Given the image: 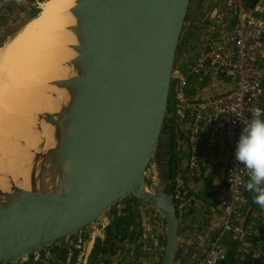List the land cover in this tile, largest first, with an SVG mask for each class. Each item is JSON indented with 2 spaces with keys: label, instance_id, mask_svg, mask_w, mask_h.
<instances>
[{
  "label": "water",
  "instance_id": "water-1",
  "mask_svg": "<svg viewBox=\"0 0 264 264\" xmlns=\"http://www.w3.org/2000/svg\"><path fill=\"white\" fill-rule=\"evenodd\" d=\"M225 2L217 0L201 17L180 58L190 0H75L74 25L68 27L74 57L64 64L68 75L53 81L64 92L58 110L36 115L37 142L17 143L26 146L21 163L11 167L10 149L0 148V175L10 186L0 189V264H25L72 244L129 198L142 206L145 228L151 218L163 225L159 264H175L172 136L173 129L188 134L189 126L182 131L175 114L192 102L181 100L186 87L181 91L179 80ZM42 122L52 128L49 140ZM24 165L26 188L11 176Z\"/></svg>",
  "mask_w": 264,
  "mask_h": 264
},
{
  "label": "crops",
  "instance_id": "crops-1",
  "mask_svg": "<svg viewBox=\"0 0 264 264\" xmlns=\"http://www.w3.org/2000/svg\"><path fill=\"white\" fill-rule=\"evenodd\" d=\"M42 1L44 0H0V41L6 32L15 33L13 32L15 29L12 30V27L20 24L25 18L33 17V9H37ZM216 1L190 0L191 10L187 13L185 25L186 29H188V34L184 36L182 51L191 34L200 23L201 17L207 15ZM211 25L204 28L198 38V53L195 52V54H200L205 46L225 40L224 36L212 29ZM227 80L214 70L206 69L199 76L188 77L187 87L183 91L185 96L183 95L181 100L199 101L223 94L233 86L232 82ZM262 106L264 108L263 100ZM176 121L182 131H186L190 124L188 119L180 120L176 117ZM173 131L175 130L173 129ZM231 138L232 134L230 133L223 135L214 147H208L205 143V136L202 138L199 147L200 166L194 176L186 174L189 158V147L186 143L181 147L178 158L175 156L179 169L175 171L174 178L171 179L175 183V177L182 174L186 193L177 199L178 202L176 203L179 249L175 264H192L196 258L202 256L208 239L217 232L221 225L222 214L216 200L224 181ZM243 197L244 202L240 206L238 216H234L231 220V224L236 231L230 230L226 232L221 240L226 254V260L221 264H264V209L253 202V194L246 191L244 187ZM95 227L85 232L88 240L83 242L84 246L81 245L82 241L79 237L72 244L65 245L59 251H55L53 253L55 258H52L49 264H59L62 258L65 259L66 264H96L103 259L113 262L110 259L109 252L103 255H100V250L92 252L96 236ZM160 230L163 233L164 244L165 232L161 228ZM238 231L243 234V240H238ZM163 244L159 242V246L156 249L161 251V253L154 251L156 264L161 260ZM80 248H86L87 251L82 250L81 252ZM61 250H63V253L60 252ZM119 258L120 256L118 255L117 259ZM44 264L48 263L44 262Z\"/></svg>",
  "mask_w": 264,
  "mask_h": 264
},
{
  "label": "built area",
  "instance_id": "built-area-1",
  "mask_svg": "<svg viewBox=\"0 0 264 264\" xmlns=\"http://www.w3.org/2000/svg\"><path fill=\"white\" fill-rule=\"evenodd\" d=\"M211 26L225 40L203 48L180 78V90L187 86L188 77L199 76L206 69H212L229 79L233 86L216 97L184 103L176 117L189 120L188 134L183 137L177 130L174 131L177 158L183 144L186 140L188 142L189 176H194L199 170L202 137L205 136L208 147H214L220 137L232 134L224 181L216 200L223 211L222 227L210 238L202 256L194 264H221L226 260L221 240L226 232L236 231L231 220L238 216L244 202L242 182L247 180L248 172L236 160L235 149L244 122L251 118L253 109L259 107L264 110V0H255L250 5L245 0H226L223 10ZM237 178L241 183H237ZM175 184L174 195L178 199L186 194L182 174L175 177ZM240 234L238 231L237 238L243 240L244 236Z\"/></svg>",
  "mask_w": 264,
  "mask_h": 264
},
{
  "label": "bare ground",
  "instance_id": "bare-ground-1",
  "mask_svg": "<svg viewBox=\"0 0 264 264\" xmlns=\"http://www.w3.org/2000/svg\"><path fill=\"white\" fill-rule=\"evenodd\" d=\"M74 3L75 0L41 2L38 14L0 46V148L10 149L14 158L11 167L24 160L27 145L37 142L36 115L56 112L64 98V92L53 81L68 75L64 64L74 57L68 48L75 44L74 36L68 31L74 25L71 13ZM41 131L49 140L52 128L42 122ZM21 138L25 148L17 144L23 141ZM2 167L4 163L0 160ZM12 173L16 185L28 186L25 165ZM3 175H0V189L5 191L10 186L2 180Z\"/></svg>",
  "mask_w": 264,
  "mask_h": 264
},
{
  "label": "clouds",
  "instance_id": "clouds-1",
  "mask_svg": "<svg viewBox=\"0 0 264 264\" xmlns=\"http://www.w3.org/2000/svg\"><path fill=\"white\" fill-rule=\"evenodd\" d=\"M235 158L248 172L243 187L253 194V202L264 209V110L253 109L251 118L244 122ZM237 183H241L237 178Z\"/></svg>",
  "mask_w": 264,
  "mask_h": 264
},
{
  "label": "flooded vegetation",
  "instance_id": "flooded-vegetation-1",
  "mask_svg": "<svg viewBox=\"0 0 264 264\" xmlns=\"http://www.w3.org/2000/svg\"><path fill=\"white\" fill-rule=\"evenodd\" d=\"M193 1H195V0H193ZM39 9H40V7H39ZM34 10H35V8H34ZM190 10H191V5L188 8V13L190 12ZM172 184H173V191H174L175 190L174 187L176 184L173 182H172ZM129 200H130V203L127 202L126 212H129V211L132 212V209L135 208L136 201L133 198H129ZM120 217H125V219H126L125 221L127 223V228L125 231L126 236L123 239H121L117 235V231H116V221ZM130 218H131V213L126 214L125 211H123V210L120 213H118L116 211V208H114L108 213V215L106 216L104 221L99 222L96 225V227L94 226L96 229V236H95V243H94V246L92 248V252H95V251L97 252L98 250H100L101 251L100 255H103V254L109 252L110 259H111V261L113 260V262H110L109 260L103 259L102 261H98L96 264H110V263L118 264V262H116V261H118L120 259L124 260V258H125L124 255L122 254L124 247L127 246V244H129V243L138 242V239H136L137 229H136V227L132 226V220ZM80 239L82 241L81 245L84 246L83 242L85 240H88L87 233H85V232L82 233L80 235ZM60 249H62V247H58L57 250L59 251ZM84 250L87 251L86 248H84ZM62 251L63 250H61L60 252H62ZM54 252L55 251H50L47 254H43L39 257L31 259L27 264H34L35 262H40L41 264H44V262H46L49 264L52 261L51 259L55 258V255L53 254ZM118 255L120 256L119 259H117ZM59 264H66L65 259L62 258V260L59 261ZM69 264H71V263H69Z\"/></svg>",
  "mask_w": 264,
  "mask_h": 264
},
{
  "label": "rangeland",
  "instance_id": "rangeland-1",
  "mask_svg": "<svg viewBox=\"0 0 264 264\" xmlns=\"http://www.w3.org/2000/svg\"><path fill=\"white\" fill-rule=\"evenodd\" d=\"M40 4H41V2L39 3V6L37 9H35V10L33 9L34 12L32 13V16L39 11ZM189 6H190V4H189ZM31 18L32 17L25 18L20 24L12 27V30L15 29V31L13 30V32H16V30L18 31L22 27V25L24 23H26L28 20H30ZM10 34H13V33L6 32L4 34V36H7V35H9V36L8 37L3 36L2 40L0 41V44L4 40H7V38H10L12 36ZM182 52L183 51L178 52V57H180L182 55ZM227 81H230V80L228 79ZM262 100L264 101V95L262 97ZM166 129H167V127H166ZM163 141L164 140L162 138V142ZM159 151L163 152L162 146L159 148ZM158 159H159L160 166L163 167L164 157H163V154H161L160 152H159V158ZM127 202L130 203V200L128 199L123 204L116 207V211L118 213H120L123 210V211H125L126 214L131 213L130 219L132 220V226L136 227V229H137L136 239H138V242L127 244V246H125L123 249V255L125 257L124 260L120 259L117 262H118V264H156V261L154 259V251L159 246V242H160V244H163V236H162L163 233L160 230V228L163 229V225L160 222L158 223V221L153 220L151 218L150 227L145 228L146 224L143 223L142 217H141L142 206L136 202L135 208L132 209V212H130V211L126 212ZM160 231H161V233H160ZM163 231H164V229H163ZM159 239H160V241H159ZM80 250L82 252V250H84V249L80 248ZM55 251H58V250H55ZM156 251H157V253L158 252L161 253V251H158V250H156Z\"/></svg>",
  "mask_w": 264,
  "mask_h": 264
},
{
  "label": "trees",
  "instance_id": "trees-1",
  "mask_svg": "<svg viewBox=\"0 0 264 264\" xmlns=\"http://www.w3.org/2000/svg\"><path fill=\"white\" fill-rule=\"evenodd\" d=\"M246 1V4L247 5H250L252 4L255 0H245ZM37 14V13H36ZM36 14H34L33 16H36ZM263 86H264V81H263ZM175 146H176V141H175V136L173 135L172 136V154L174 153L175 151ZM161 150V149H160ZM161 153V151H159ZM170 169H171V178L173 179L174 178V173L175 171L178 169V165L176 163V158H175V155L173 154L171 159H170ZM180 198V197H179ZM178 198V199H179ZM136 201V200H135ZM178 201L176 200V203ZM125 217H120L117 219L116 221V231H117V235L123 239L125 236H126V228H127V223L125 221ZM29 262V261H28ZM27 262V263H28ZM25 263V264H27ZM34 264H41L40 262H35Z\"/></svg>",
  "mask_w": 264,
  "mask_h": 264
}]
</instances>
